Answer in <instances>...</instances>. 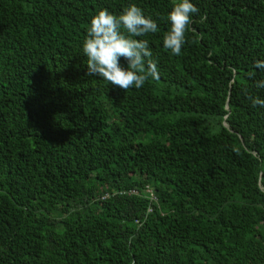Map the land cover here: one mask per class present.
<instances>
[{"label": "trees", "instance_id": "1", "mask_svg": "<svg viewBox=\"0 0 264 264\" xmlns=\"http://www.w3.org/2000/svg\"><path fill=\"white\" fill-rule=\"evenodd\" d=\"M190 2L175 56L172 0H0V264H264V0ZM130 4L159 78L124 92L82 45Z\"/></svg>", "mask_w": 264, "mask_h": 264}, {"label": "clouds", "instance_id": "2", "mask_svg": "<svg viewBox=\"0 0 264 264\" xmlns=\"http://www.w3.org/2000/svg\"><path fill=\"white\" fill-rule=\"evenodd\" d=\"M173 7L167 15L168 30L163 34V47L179 56L185 45L186 34L193 23L192 17L199 9L190 0H172ZM158 32V25L135 4L125 7L119 15L100 10L91 19L82 45L89 75H94L124 92L139 89L151 79H158L157 62L152 59L148 41L136 39ZM126 62V66L121 64ZM254 67L264 70V60H257ZM257 88H264V80ZM252 106L264 107L259 97H247Z\"/></svg>", "mask_w": 264, "mask_h": 264}]
</instances>
